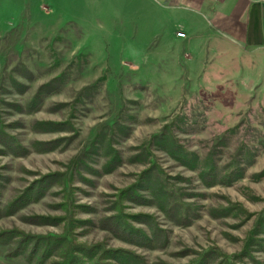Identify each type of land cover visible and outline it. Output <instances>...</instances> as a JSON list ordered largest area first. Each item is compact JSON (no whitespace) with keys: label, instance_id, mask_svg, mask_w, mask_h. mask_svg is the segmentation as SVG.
Segmentation results:
<instances>
[{"label":"rangeland","instance_id":"1","mask_svg":"<svg viewBox=\"0 0 264 264\" xmlns=\"http://www.w3.org/2000/svg\"><path fill=\"white\" fill-rule=\"evenodd\" d=\"M157 9L0 0V264H264V65L218 82Z\"/></svg>","mask_w":264,"mask_h":264},{"label":"crops","instance_id":"2","mask_svg":"<svg viewBox=\"0 0 264 264\" xmlns=\"http://www.w3.org/2000/svg\"><path fill=\"white\" fill-rule=\"evenodd\" d=\"M156 2L158 16L170 11L177 28L187 29L186 48L191 51V63L201 72L211 73L220 65L223 75L213 79L242 80L247 84L243 91H249L260 79L255 73L257 65H264V0Z\"/></svg>","mask_w":264,"mask_h":264},{"label":"trees","instance_id":"3","mask_svg":"<svg viewBox=\"0 0 264 264\" xmlns=\"http://www.w3.org/2000/svg\"><path fill=\"white\" fill-rule=\"evenodd\" d=\"M65 246L67 247L66 248L67 250H70L71 244L69 242H67ZM71 250H72V248H71ZM77 251L78 250H75L74 252H71L72 256L66 254V256L64 257V262L63 263L64 264H83V262H82L83 260L76 256L77 255L76 254ZM96 264H106V262H103L102 260H99L98 262H96Z\"/></svg>","mask_w":264,"mask_h":264},{"label":"built area","instance_id":"4","mask_svg":"<svg viewBox=\"0 0 264 264\" xmlns=\"http://www.w3.org/2000/svg\"><path fill=\"white\" fill-rule=\"evenodd\" d=\"M177 36H179V37H184L185 34H184L183 32H178V33H177Z\"/></svg>","mask_w":264,"mask_h":264}]
</instances>
